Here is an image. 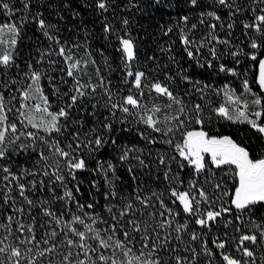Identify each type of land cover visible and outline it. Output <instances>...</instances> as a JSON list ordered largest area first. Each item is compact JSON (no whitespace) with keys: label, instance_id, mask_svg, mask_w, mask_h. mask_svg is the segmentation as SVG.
<instances>
[{"label":"trees","instance_id":"1","mask_svg":"<svg viewBox=\"0 0 264 264\" xmlns=\"http://www.w3.org/2000/svg\"><path fill=\"white\" fill-rule=\"evenodd\" d=\"M5 2L9 4L10 12L2 7ZM105 2L108 7L101 10L97 7V0H28L27 8L25 0H0V25L15 24L18 29L16 34L10 32V40L16 41L10 52L12 59L7 66L0 64V93L5 101L6 123H16L18 129L16 134L10 130L6 133L7 138L15 142L8 144L6 140L8 154L0 159V241H3L0 247H18L20 264L28 261L64 264L69 247L61 241L65 240V233L68 238H77L55 218L62 217L67 222L77 215L91 223L89 217L95 216L97 223L94 227L107 238L104 230L114 223L115 215L120 219V225L114 239L124 240L123 231L128 230L130 242L125 243L131 252L125 255L116 250L113 255L112 249L98 248L97 241L88 240L87 243L112 257L117 264H141V260L176 264L177 256L184 264H227L224 255L239 260L241 264H264V238L260 236L264 231V204L251 211L235 209L230 201L235 184L231 174L233 166L217 168L207 160L206 167L197 172L179 156L175 147L182 143L184 132L202 129L212 136L231 137L247 147L253 158H259L260 150L264 149L262 136L246 123L231 122L220 116L215 109L223 103L222 89L225 86L239 90L247 80L249 87L259 89L256 71L258 60L264 53V32L244 25L260 23L255 18L264 14L260 11L264 9V2L225 0L220 4L219 0H197L196 5H192L191 0ZM39 19L55 27L41 30ZM125 19L127 25L123 23ZM106 27L108 31H105ZM121 37L133 41L132 61L125 59ZM185 39L189 43L185 44ZM253 41L258 48L251 47ZM61 47L65 48L64 55L59 54ZM73 48H79L90 60L85 58L80 68L71 69L73 75L69 76L65 57ZM189 51L193 53L191 57ZM252 55L257 59L253 60ZM32 71L41 73L38 82L31 79ZM129 71L145 73L140 89L133 86L134 76H128ZM157 82L167 87L182 104L155 92L150 85ZM78 85L84 86V96L77 93ZM25 90L29 93L28 99L23 97ZM73 95L77 96L75 104L71 100ZM109 95L111 102L117 104L133 95L139 108L125 105L129 107V113H124L120 108L106 107ZM45 97L48 112L58 113L64 108L68 113L59 118V131L34 128L20 116V111L26 113V107L38 105V109L43 110ZM162 101L170 102L171 107H161ZM22 103L24 108H21ZM197 104L201 106L199 113L194 109ZM149 105L159 109L156 113L162 118L156 119V126L160 132L140 119ZM181 106L184 113L180 112ZM197 115L202 124L195 122ZM177 116L184 120L183 127L173 119ZM106 123L111 124L110 130L103 127ZM169 128L173 131L165 135ZM20 132L35 135H22L15 140ZM97 136L107 141L99 150H95L94 145L87 146V142L94 141ZM168 140L172 143H166ZM77 143L82 145L79 149ZM21 144L26 145V149H21ZM56 147L70 152L77 160L84 159L85 168L74 170L75 179L68 175L69 158L61 157ZM126 151L127 158L121 161L120 157ZM161 157L165 161L163 164L160 163ZM109 162L114 166L112 170H107ZM181 163L183 169L179 166ZM101 165L107 175L99 170ZM4 168H8L11 175L5 173ZM45 172L49 174L45 175ZM166 172L169 178L165 177ZM57 174L63 175L64 181L56 180ZM5 176H8L7 180ZM190 182L196 184L193 195L199 198L198 190L203 188L210 201L201 200L200 213L220 211L221 208L231 211L222 212L206 227L197 225V216L184 213L180 203L171 195L173 189L178 193L189 191ZM21 184L24 185L23 195ZM216 184L221 187L215 188ZM68 191L71 199L65 196ZM113 191L115 197L105 198L106 193ZM224 192L228 194L224 195ZM137 195L140 200L136 199ZM161 200L177 215L170 217L165 213L161 216L160 213L165 211ZM129 203L131 210L121 219L119 213L125 211ZM77 204L84 207L78 208ZM89 204L93 207L88 208ZM46 212L54 215H46ZM165 219L172 220L171 226L157 227ZM128 221L138 223L140 231H132L133 225ZM183 224H187L186 229L175 231L177 225ZM21 225L24 226L23 232L20 231ZM73 226L78 231H85L80 224ZM29 228L35 234V241L21 243L31 240ZM52 231L58 233L51 241L57 247L55 251L40 256L39 252L51 246V243L45 245L43 240L48 239ZM193 233L198 239L192 240ZM243 235H256L257 241H244L241 245ZM165 237H170L166 248L157 247L153 252V245L165 243ZM220 242H225L223 249L217 247ZM244 248L253 256H245ZM71 251L75 264L79 250L72 248ZM10 256V251L0 253V264H16L17 258L9 259ZM90 256L97 264H103L95 253ZM78 259H85L83 253Z\"/></svg>","mask_w":264,"mask_h":264},{"label":"snow or ice","instance_id":"2","mask_svg":"<svg viewBox=\"0 0 264 264\" xmlns=\"http://www.w3.org/2000/svg\"><path fill=\"white\" fill-rule=\"evenodd\" d=\"M264 2V0H262ZM192 5L197 4V0H191ZM220 4H224L225 0H219ZM28 6V0H25V8ZM2 7L5 10H8L9 12L11 11L9 9V4L8 3H2ZM97 7L101 10H106L108 5L106 4L105 0H97ZM261 13H264V9L260 10ZM209 15H214V13H209ZM185 20H187V17H184ZM217 19H219L217 17ZM257 21H259V24H253V25H248L245 24L244 27H255L257 31L264 32V14L258 15L255 18ZM39 27L41 30H46L49 27H55L54 25H48L45 23L44 19H39L38 21ZM125 25L128 24L127 19L123 21ZM195 25H193V28ZM213 27H215L213 25ZM229 27H232L229 25ZM5 29H7L9 32L16 34L18 32V29L15 24H6V25H0V33H2ZM105 31H108V28H105ZM45 35H47V32L45 31ZM120 42L122 44V51L126 54V59L127 61H132L134 59V46H133V41L130 38H120ZM12 44H15L16 41L15 39H12L11 41ZM185 44L189 43L187 39L184 41ZM251 47L253 49H256L259 47L257 43L254 41L251 44ZM65 53V48L61 47L60 48V55H64ZM214 54V53H213ZM188 55L191 57L193 53L191 51L188 52ZM235 55V54H234ZM253 60H256L257 57L255 55H252L251 57ZM12 59L11 55L9 54H2L0 55V64L7 66ZM67 59V57H66ZM128 65L126 64V67ZM222 70L223 66H221ZM259 69H260V74H259V84L261 88H264V59L259 60ZM68 75L72 76L73 72L71 68L68 70ZM128 76H134V87L136 89L141 88L142 84V78H145V73L141 71H137L135 73L129 71L127 73ZM41 73L38 71H32L31 74V79L34 82H38L40 80ZM187 79V78H185ZM31 85H29V88ZM84 86L78 85L76 88L77 93L79 96H84L85 93L82 91V88ZM151 88L155 89L157 93H163L167 95L171 100H173L177 104H182V101L177 99L173 95L171 91L168 90L167 87L162 86L160 83H154L150 85ZM207 87V86H206ZM244 87L246 90H248V82L247 80L244 81ZM37 91H39V88H37ZM23 97L24 99L29 98V93L27 90L23 92ZM45 100V108L42 110L47 113V116L50 117V120L45 121L43 118L41 119V123L37 124L34 123L33 119L29 116H25V113L23 111H20V116L24 117V119L27 120L28 124H31L32 127L34 128H41L43 127L45 131H59V124L58 120L60 117H66L68 113L65 111L64 108H61L58 113L55 112H48L47 108V98H44ZM72 103L75 104L77 101V96L73 95L71 97ZM255 104H260V100L256 99L254 101ZM125 105H130L133 109H138L139 108V103L138 100L133 97V95H128L126 98H124L123 103L117 104V103H112L111 102V95H109V101L106 107H110L111 109H117L120 108L124 113H129V107ZM25 105L23 103L21 104V108H24ZM39 108V106H36ZM71 107V105H69ZM247 105H245V108ZM195 112L199 113L201 106L199 104L194 106ZM8 111H11V109H8ZM155 111H159V109H155ZM184 107L181 106L180 112L184 113ZM215 111L220 114V116L227 118L228 120H233L234 117L230 114L229 109L226 108L225 106L221 105L220 107L216 108ZM114 115V113H113ZM256 119H250L248 115L245 113V111L240 110L238 112V115L236 116L237 120H240V122H247L250 124L252 129H255L258 134H260L262 137H264V122H258L259 118L262 115L261 111H256L253 114ZM242 118V119H241ZM107 119V118H105ZM140 119L143 121L144 124L148 125L149 127L153 128L154 131L160 132L161 129L157 127V121L152 118V116H148L147 118H144L143 116L140 117ZM173 119L178 121L179 127L184 126V120L180 117H174ZM8 120L7 115L5 114V101L3 94L0 93V125H6L0 130V159H4L7 157L8 154V147L6 145V140L8 144L14 143L15 141L10 140L7 138L6 133L10 130L13 134H16L18 129L16 123H6ZM195 122L197 124H202L203 121L199 117V115L196 116ZM104 128L106 129H111V124H104ZM173 129L169 128L167 131L164 133L167 135L169 132H172ZM26 135L28 137H33L35 134L32 132H20L19 135H16L15 140H19L20 136ZM143 136L144 134L141 133ZM154 143L155 141H150ZM107 143L102 137L97 136L95 140H89L87 142V146L92 147L93 145L95 146V150H99L101 147L104 146V144ZM112 143L115 144L116 141L113 139ZM166 143L171 144L172 141L168 140ZM82 145L80 143H77L76 148L79 149ZM26 145L21 144L20 148L21 149H26ZM69 148L72 147L71 144L68 145ZM176 151L178 152L179 156L183 158L184 161L187 162L188 165L194 166L195 170L199 172L200 170L204 169L206 167V155L210 157L211 163L219 168L222 165L226 166H235V168L232 171V176L233 179L235 180L234 184V195L231 199V204L234 205L235 209L237 210H243V211H251L254 207L260 204H264V149L260 150L259 158H253L251 155L249 149L247 147L242 146L241 144L237 143L235 140H233L229 136H212L209 135L207 132L201 130H190L186 131L183 133V142L178 143L175 145ZM56 152L59 153L61 157H66L69 158L67 160V167H68V175L72 177V179H75V171L74 170H82L85 168V161L83 158L80 159H75L72 157L70 152L64 151L63 149L56 147ZM127 158V151L125 152L124 155H121L120 159L121 161H124ZM143 163V161H141ZM160 163L163 164L165 163L163 157L160 158ZM180 168L183 169L184 164L181 163ZM113 165L111 162L108 163V169L107 170H112ZM101 171H105V175H107V170L103 169V166H100ZM3 171L5 173H8L11 175V172L8 168H4ZM131 171V169H130ZM45 175H48V172L44 173ZM165 177L169 178V173H165ZM6 180L8 179V176L4 177ZM56 180L58 181H64L65 177L63 175L57 174L55 176ZM111 183V182H109ZM215 188L219 189L221 187L220 184L214 185ZM196 188L195 182H190L189 184V191H183V192H177L175 189L172 190L171 195L173 197H176L179 202L183 206V211L184 213H190L194 214L197 216L196 219V224L201 226V227H206L208 226V222L215 220L217 217L221 216L222 212H229L231 209L229 208H221L220 211H212L209 210L205 213H200L199 212V206L201 203V200H203L206 203H209V198L203 188H200L198 190V196L197 198L195 195L192 194V190ZM21 189V195H23V190H24V185H20ZM79 189H77L78 191ZM224 195H227V192L223 193ZM65 196L68 197L69 199L72 198L71 192L68 191L65 193ZM108 196L115 197L116 193L110 192L105 194V198H108ZM136 199L140 200L141 198L139 195H137ZM175 202V201H173ZM31 204V201L28 202ZM142 203H146V201H142ZM161 207L165 209V211H162L160 213L161 216H165V213L168 214L170 217H174L177 215V213H173L172 209L167 208L163 201H160ZM78 208H83V205L77 204ZM88 208H92L93 205L89 204L87 205ZM132 205L129 203L126 206L125 211H121L119 213V217L122 219L125 217L128 212L131 210ZM109 212L112 211L111 208L108 209ZM46 215L53 216L54 214L51 212H46ZM87 216V213L84 214ZM11 219V218H9ZM57 223H64L65 228L68 229V232H70L73 236H75L77 239L73 240L71 238H68L67 233H65V240L61 241L62 244H66L69 247V252L64 256V264H73L72 256L73 253L71 251L72 248H76L79 251L76 253V261L75 264H97L96 260H92L90 253H95L97 256V260L100 262H103V264H109V261H111V264H117V261L114 260L110 256L104 255L102 252H98V248L102 249H112L113 250V255L116 254V250L123 251L125 255H128L131 252V249L127 247V244L125 241H129V231L124 230L123 235H124V240H120L119 238L116 237V233L118 231V227L120 225V219H117V217L114 215L113 220L114 223L109 225L108 228L104 230L105 234H107V238H104L101 235V230L97 229L94 227V225L97 223V218L95 216L89 217L91 219V223H86L85 219L82 218L81 216L73 215L71 221L64 222L62 217H57L55 218ZM106 223V221H103ZM129 224H132V231H140V225L138 223H134L133 221H128ZM75 224H80L84 227L85 231H78L76 227L73 225ZM172 220L165 219L162 222H160L157 227L159 228H164L166 225L171 226ZM259 227V225H256ZM187 224L183 225H177L175 228V231L179 232L182 229H186ZM20 231H24V226H20ZM28 232L31 233V240L28 241H21V243H32L35 241V234L31 228L28 229ZM111 233V234H108ZM58 235L55 231H52L49 235L48 239L43 240V243L45 245H49L51 241ZM260 236L264 238V231L260 233ZM159 239V237H157ZM165 243L159 244V245H153L152 251L154 252L157 247L159 248H166L167 246V240L170 239V237H165ZM198 239V235L196 233L192 234V240ZM88 240H94L97 241L98 243V248L93 247L92 245L88 244ZM244 241H251L255 243L257 241L256 235H243L240 238L241 245H243ZM0 243H3V241H0ZM39 243V242H37ZM213 243H216V241H213ZM57 245L54 243H51L50 247H47L44 249V251L39 252L38 254L40 256H43L45 252H53L55 251ZM145 247H147V242H145ZM217 247L223 249L225 247V242H220L217 244ZM5 251H10L11 256L9 259L12 257L17 258L16 259V264H20V258H21V252L18 247L16 248H8L6 247H0V253H3ZM30 251V250H29ZM80 253H83L85 259L80 260L78 259ZM243 254L247 257H252L253 253L249 251L247 248L243 249ZM143 255V253H142ZM195 258V257H194ZM139 259V258H137ZM223 260L227 262V264H241L239 260L230 258L228 255L223 256ZM27 264H33L32 261H28ZM141 264H161L160 261H143L141 260ZM176 264H184V261L182 260L181 257L177 256L176 257Z\"/></svg>","mask_w":264,"mask_h":264},{"label":"rangeland","instance_id":"3","mask_svg":"<svg viewBox=\"0 0 264 264\" xmlns=\"http://www.w3.org/2000/svg\"><path fill=\"white\" fill-rule=\"evenodd\" d=\"M10 36H11V33L7 32V31L6 32L3 31L2 33H0L1 55L2 54H9L10 55L11 48H12ZM120 44H121V42H120ZM121 48H122V44H121ZM86 55L79 48H73V49L68 50L66 52L67 59H66V57H65V59L68 63L69 68H71V69L80 68L82 66L83 62L85 61V58L89 59ZM124 56L126 59L125 53H124ZM132 84L134 86V81ZM153 90L155 91V89H153ZM222 93H223L222 105L225 106L226 108H228L230 114L234 117L233 120H229V121L240 122V120L236 119V116L238 115V112L240 110H243V111H245V113L248 115V117L250 119H256V117L253 114L256 111H261L262 115L259 118L258 122H264V93H263V91H261V89L257 90V89H253V88L248 86V90H246L244 85H243L239 90H236V89L230 88L228 86H225L222 89ZM256 99L260 100V104L254 103V101ZM245 105H247L246 108H245ZM36 106L37 105H34L31 108L26 107L25 108V111H26L25 116L31 117L33 119L34 123H37V124L41 123L42 118H43V120L48 121L49 117H47L45 115L47 113L43 112L41 109H38ZM149 106H148V108H146L144 110V113H143L144 118H147L148 116H152V118L154 120L162 118V117H159L157 115L154 107H152V106L149 107ZM160 106L163 108H168V107H171V103L168 101H162ZM220 106H218V107H220ZM241 123L248 124L247 122H241ZM248 125L250 126V124H248ZM41 128H43V127H41ZM0 130H2V125H0ZM262 138L264 140V137H262ZM182 142H183V140H182ZM205 159H206V161L209 160L211 162L210 157H208L207 155H206ZM193 168L195 169L194 166H193ZM234 168H235V166L233 165V169ZM177 201L179 202L178 199H177ZM180 205L182 206L181 203H180ZM182 208H183V206H182Z\"/></svg>","mask_w":264,"mask_h":264},{"label":"water","instance_id":"4","mask_svg":"<svg viewBox=\"0 0 264 264\" xmlns=\"http://www.w3.org/2000/svg\"><path fill=\"white\" fill-rule=\"evenodd\" d=\"M260 59H264V53L262 54V56L260 57ZM260 59H259V60H260ZM259 60H258V63H257L256 82H257V84H258V86H259V89H261V91H263V93H264V88H261V86H260V84H259V74H260ZM233 195H234V190H233V193H232L231 199H232ZM230 201H231V200H230ZM233 206H234V205H233Z\"/></svg>","mask_w":264,"mask_h":264}]
</instances>
